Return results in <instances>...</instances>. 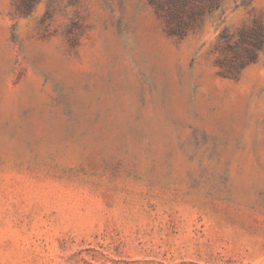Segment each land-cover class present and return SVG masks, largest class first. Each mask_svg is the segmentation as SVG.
Listing matches in <instances>:
<instances>
[{
	"label": "rangeland",
	"instance_id": "1",
	"mask_svg": "<svg viewBox=\"0 0 264 264\" xmlns=\"http://www.w3.org/2000/svg\"><path fill=\"white\" fill-rule=\"evenodd\" d=\"M0 264H264V0H0Z\"/></svg>",
	"mask_w": 264,
	"mask_h": 264
}]
</instances>
